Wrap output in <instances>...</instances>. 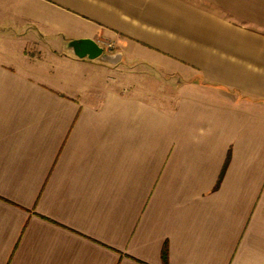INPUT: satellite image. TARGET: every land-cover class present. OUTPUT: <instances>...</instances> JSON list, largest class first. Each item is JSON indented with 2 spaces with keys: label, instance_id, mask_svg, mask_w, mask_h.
<instances>
[{
  "label": "crops",
  "instance_id": "0c3cea01",
  "mask_svg": "<svg viewBox=\"0 0 264 264\" xmlns=\"http://www.w3.org/2000/svg\"><path fill=\"white\" fill-rule=\"evenodd\" d=\"M0 264H264V0H0Z\"/></svg>",
  "mask_w": 264,
  "mask_h": 264
},
{
  "label": "water",
  "instance_id": "95a60500",
  "mask_svg": "<svg viewBox=\"0 0 264 264\" xmlns=\"http://www.w3.org/2000/svg\"><path fill=\"white\" fill-rule=\"evenodd\" d=\"M64 52H71L77 58L94 60L104 56L102 47L91 39H69L62 43Z\"/></svg>",
  "mask_w": 264,
  "mask_h": 264
},
{
  "label": "trees",
  "instance_id": "16d2710c",
  "mask_svg": "<svg viewBox=\"0 0 264 264\" xmlns=\"http://www.w3.org/2000/svg\"><path fill=\"white\" fill-rule=\"evenodd\" d=\"M227 163H228V157H227V159L225 160V162H224V164H223V167H222L221 173H220V175H219V178H218V180H217L216 186H218V184H219V182H220V179L222 178V175H223V172H224V169H225ZM161 257H162L163 262H165L166 259H167V249H166V244L163 245V248H162V251H161Z\"/></svg>",
  "mask_w": 264,
  "mask_h": 264
},
{
  "label": "built area",
  "instance_id": "2783aa9c",
  "mask_svg": "<svg viewBox=\"0 0 264 264\" xmlns=\"http://www.w3.org/2000/svg\"><path fill=\"white\" fill-rule=\"evenodd\" d=\"M101 47H102L103 51H106V50L110 49L112 47V45L111 44H107V45H103Z\"/></svg>",
  "mask_w": 264,
  "mask_h": 264
}]
</instances>
